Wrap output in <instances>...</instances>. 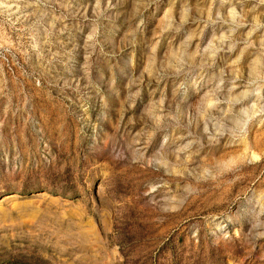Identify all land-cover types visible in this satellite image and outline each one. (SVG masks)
<instances>
[{
  "label": "rangeland",
  "instance_id": "374dc122",
  "mask_svg": "<svg viewBox=\"0 0 264 264\" xmlns=\"http://www.w3.org/2000/svg\"><path fill=\"white\" fill-rule=\"evenodd\" d=\"M0 264H264V0H0Z\"/></svg>",
  "mask_w": 264,
  "mask_h": 264
}]
</instances>
